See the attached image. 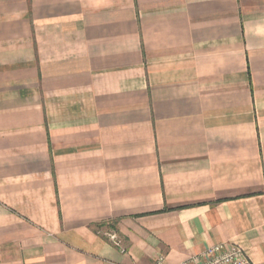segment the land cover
Returning <instances> with one entry per match:
<instances>
[{
	"label": "crops",
	"instance_id": "0c3cea01",
	"mask_svg": "<svg viewBox=\"0 0 264 264\" xmlns=\"http://www.w3.org/2000/svg\"><path fill=\"white\" fill-rule=\"evenodd\" d=\"M221 243L264 264V0H0V264Z\"/></svg>",
	"mask_w": 264,
	"mask_h": 264
},
{
	"label": "built area",
	"instance_id": "2783aa9c",
	"mask_svg": "<svg viewBox=\"0 0 264 264\" xmlns=\"http://www.w3.org/2000/svg\"><path fill=\"white\" fill-rule=\"evenodd\" d=\"M115 245L122 247L117 232H106ZM164 255H158L151 264H164ZM183 264H254L248 253L237 244H215L207 247L202 253Z\"/></svg>",
	"mask_w": 264,
	"mask_h": 264
}]
</instances>
